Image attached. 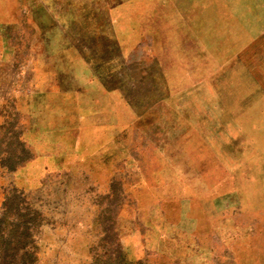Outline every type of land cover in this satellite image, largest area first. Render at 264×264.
<instances>
[{"label": "rangeland", "instance_id": "obj_1", "mask_svg": "<svg viewBox=\"0 0 264 264\" xmlns=\"http://www.w3.org/2000/svg\"><path fill=\"white\" fill-rule=\"evenodd\" d=\"M0 264H264V0H0Z\"/></svg>", "mask_w": 264, "mask_h": 264}]
</instances>
